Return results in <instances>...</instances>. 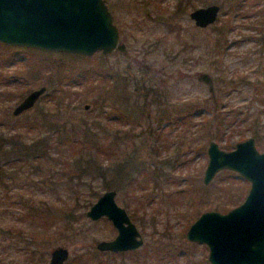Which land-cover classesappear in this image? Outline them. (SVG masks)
Instances as JSON below:
<instances>
[{
    "label": "rangeland",
    "instance_id": "1",
    "mask_svg": "<svg viewBox=\"0 0 264 264\" xmlns=\"http://www.w3.org/2000/svg\"><path fill=\"white\" fill-rule=\"evenodd\" d=\"M231 1L106 0L119 27L118 45L122 44L125 54L115 50L104 56L98 52L81 57L56 51L43 52L35 48L25 49L24 52L21 47L0 43L2 124L14 123L18 126L34 117L47 124L59 125L77 123L86 118L96 119L102 125L97 128L99 134L103 133V129L110 131V138L102 140L101 147L114 138L112 130L127 129L128 125L117 119L104 118L108 105L116 101L110 100L108 94L100 89L106 86L105 80L99 79L100 70L115 67L124 70L127 64L138 74L146 70L147 78L169 90L170 109L208 98L207 88L200 83L199 73L215 75L218 72L225 82H232L220 94L221 109L231 121L219 135L215 122L203 123V116L193 113L186 120L171 125H162L165 122L161 121L159 125L164 132L165 142H162L163 139L156 140L149 128L151 123L156 127L157 116L153 115L156 112H152L147 120L142 119L146 123V133H141L140 128L145 126L140 125L137 126L140 128H135L134 137L126 143L116 139L121 142L120 148L115 146L116 152L126 149L130 158L127 164L124 162L118 179L116 177L111 187L105 188L100 177L91 181L87 175L86 178L79 177L81 170L73 165H68L57 176L51 172V163L46 161L48 171L34 173L25 167V171L0 188V264L30 263L23 242L13 245L20 236L7 232L9 226H23L17 218L22 208L8 204L9 201L24 195L35 203L48 199L51 205L62 208L74 204V214L78 220L74 223L73 231L70 234L66 232L65 236L64 221L58 222L59 218L51 220L49 223H54L52 228L60 231L52 236L62 237L34 246L36 254L31 264H49L50 252L58 245L69 249V258L80 257L88 248L98 250L96 243L99 240L115 236L117 230L108 218L91 220L86 215L96 199L111 188L116 189L117 202L127 209L130 216L132 214V220L142 233L144 244L137 249L139 253H146V264H211L208 246L187 240L186 230L205 210L227 211L235 206L227 210L219 208L222 203L230 206L233 194L243 193L240 203L248 191L249 182L235 171L227 170L230 176L221 170L211 182L204 184L208 142L212 139L220 147L232 149L238 141L253 137L258 150L264 151V87L261 85L264 81V0H240L235 10L228 11ZM210 3L221 6L217 20L206 27L197 26L189 17V12ZM223 23H227V43L216 57L213 47L218 35L216 26L221 27ZM27 61L29 67L25 64ZM141 74L146 78V73ZM14 76L17 80L8 83V78L12 80ZM59 83L64 90L60 94L57 92L61 87ZM40 85H45L46 91L36 103L25 112L14 115L12 110L15 105ZM255 85L259 89L255 90ZM53 90L56 92L54 96L51 95ZM85 104H89V108H85ZM101 109L105 111L99 114ZM205 115L210 116L211 113ZM5 126L0 131H8ZM21 130L28 137L27 140H32L31 137L36 134L41 136L38 129L21 127ZM255 131L258 138L253 136ZM205 136H208L206 141ZM204 142V150L197 151V146ZM227 142L228 148L224 146ZM51 154L56 155L54 151ZM64 156L67 153L64 152ZM100 156L104 158V155ZM111 160L104 158L102 167L108 166ZM27 166H31V163ZM137 171L139 173H135ZM128 172H133L137 178L134 177L136 182L127 187ZM201 192L204 194L200 199ZM6 194L14 196L8 200ZM186 195L193 198L185 201ZM7 242L10 244L5 247ZM127 252L123 255L114 252L116 255L111 256L97 254V257L105 260V264H137Z\"/></svg>",
    "mask_w": 264,
    "mask_h": 264
},
{
    "label": "trees",
    "instance_id": "2",
    "mask_svg": "<svg viewBox=\"0 0 264 264\" xmlns=\"http://www.w3.org/2000/svg\"><path fill=\"white\" fill-rule=\"evenodd\" d=\"M179 2H181V0H179ZM238 5H240V0H232L228 5V11L235 10ZM226 24L227 23H223L221 27L216 26L218 28V35H216L215 43L213 45L215 51L214 54L216 57H218L219 53L221 54L222 48H224L227 43V28H225ZM21 48L24 52L25 49H32L28 47ZM116 50L122 54H125V49L123 48L122 44H119ZM41 51L51 52L46 50ZM69 54L85 57V55L77 53ZM99 54L104 56L101 52H99ZM13 60L15 61L16 58ZM25 64H27V67H29V61H27ZM100 72L101 76L99 79H103L105 80L104 82H106V86L101 87L100 89L108 94L110 100H113V102L116 101L115 104H110L111 102L106 101L110 105H108L109 109L104 118L106 120L117 119L121 123L125 125L127 124V129H117V131L116 129L112 130L111 133L114 132V138L109 140L105 146L101 147L100 142L104 139L107 140L110 138V131L103 129V133L99 134L97 128L102 125L96 119L91 120L90 118H86L77 123H65L64 125H59L50 123L47 124V122L44 123L42 119L34 117L31 120H26L22 123L19 122L21 124L18 126L14 123L2 124L0 120V129L6 125L5 127L8 130L0 131L1 189L9 182L13 181L18 173L25 171V167L34 173H41L43 171L50 170L48 167H46L44 161H46V163H51V169H53L51 172L55 173L56 176L59 175L60 171H63V169H65L68 165H73L76 166V169L81 170L79 177L81 175L86 178L87 175V179H90V181L95 177H100L102 178V185L105 188L111 187L113 185L111 183L116 181V177L118 179L120 171L124 167V162L127 164V160L130 158L129 151L126 149H121L116 152L115 148L121 147V142L118 140L121 139L122 142L125 143L128 141V139L131 140L136 133L135 128H140L137 127L140 125L145 126L143 128L144 130L140 128L142 130L141 133H146V123L142 121V119L147 120L152 112H156V114H153L157 116L155 121L156 127H154V123H151L149 128L150 131L155 134L154 137L156 140L163 139L164 132L162 127L159 125L161 121L165 122L162 125H171L180 121H184L193 113H196L203 116L201 120L203 123L215 122L216 133H218L217 135L221 134L222 131L227 127V124H229L231 121L227 116L228 114L221 109L220 94L232 82H225V80L219 76L218 72H215V75L207 72L199 73L200 83H203L206 86L208 98L201 102H188L182 107L175 106L173 109L168 107L171 95L169 90L165 87L161 88L159 85L155 84L154 81L147 78L148 72H146V70L141 72L143 74L146 73V78L141 73H135L129 64L124 67V70H118L115 67L106 69L104 71L100 70ZM128 72H132V74ZM16 80L17 78L14 76L12 80L8 78L7 82H14ZM59 85L61 87L59 89L56 87V89L60 94L63 93L64 90L62 84L59 83ZM261 85L264 87V81L261 82ZM254 87V89L257 90L258 86L255 85ZM51 95H56L55 90L51 92ZM95 103H98V101L95 100ZM101 106L103 107V104H101ZM104 111L105 110L101 109L99 114L104 113ZM206 113H211V115L206 116ZM21 127H24V129L28 128V130L35 129V131L38 129V134H41L42 137L36 136V134L31 137L32 140H27L28 137L21 130ZM105 131L106 133H104ZM138 135L141 134L138 133ZM253 136L258 138L256 131L253 132ZM207 139L208 136H205V141ZM162 142H165V139H163ZM205 143L206 142L197 146V151L204 150ZM228 144L229 143L227 142L224 146L228 148ZM51 151H54L56 155H52ZM64 152L67 153V156L62 157ZM100 155H104L105 159H112L111 163L108 164V166H105V168H103L101 165L104 158H102ZM28 163H31V166H27ZM173 167H175V165H173ZM139 171L135 173H139ZM224 172L231 176L229 171L225 170ZM134 177L137 178V175L135 176L133 175V172H128V182L126 183L127 187L128 185L132 186V184L136 182V178ZM90 181L88 183V187L91 185ZM117 188L120 190L119 187ZM238 193L233 194L231 199L232 204H230V206L222 203V206L218 207L221 210H227L228 207L238 204L241 200V197L243 196L242 192ZM203 194L204 192L200 193V199L202 198ZM12 196L14 195L6 194L8 200L12 199ZM190 197L191 199L193 198L192 195H186L184 197L185 201L189 200ZM8 204L18 205L23 210L18 214L17 217L21 220L20 222H22L23 226H20L19 224L9 226L7 228V232H15L18 236H20V239L17 240V242L15 241L13 245L16 246L17 244L23 242V246L26 250L25 253H27V261L30 262L29 264L34 262L31 260L36 254V249L34 248L35 244L39 242L47 244L62 237L52 236L53 233H60V231L54 230L52 228L54 223H49V221L57 218H59L58 222L63 220V233L66 236V232H69L70 234V231H73L75 228L74 223H76L78 220V216L74 214V204L73 206L62 208L54 204L51 205V202H49L48 199L39 200L37 203H35L30 197L26 198L24 195L16 197L15 199L11 200V202L9 201ZM82 217H84V215ZM8 244L10 243L7 242L5 247H7ZM125 253L126 251H120V254L122 255ZM127 253L131 254L132 260L137 264H146L145 252L139 253L137 249L128 251ZM133 253L138 254L134 255ZM97 254H107L109 256L116 255L111 251H106L105 253L99 252L94 247H91L86 249L80 257L73 256L69 258L65 264H105V260L99 259Z\"/></svg>",
    "mask_w": 264,
    "mask_h": 264
},
{
    "label": "water",
    "instance_id": "3",
    "mask_svg": "<svg viewBox=\"0 0 264 264\" xmlns=\"http://www.w3.org/2000/svg\"><path fill=\"white\" fill-rule=\"evenodd\" d=\"M220 9L218 3L198 6L189 17L197 26L206 27L217 20ZM119 38L106 0H0V43L6 45L90 56L114 52ZM45 91V85L30 90L12 113L30 109ZM206 152L204 184L227 169L248 180L249 188L244 199L229 210L201 212L186 230V239L206 244L211 264H264V151L248 137L232 149L211 139ZM116 194L114 188L105 190L86 211L91 220L108 218L117 230L113 238L96 243L100 251H129L144 244L142 233ZM69 254L66 246L58 245L50 252L49 264H64Z\"/></svg>",
    "mask_w": 264,
    "mask_h": 264
},
{
    "label": "flooded vegetation",
    "instance_id": "4",
    "mask_svg": "<svg viewBox=\"0 0 264 264\" xmlns=\"http://www.w3.org/2000/svg\"><path fill=\"white\" fill-rule=\"evenodd\" d=\"M255 140V139H254Z\"/></svg>",
    "mask_w": 264,
    "mask_h": 264
}]
</instances>
